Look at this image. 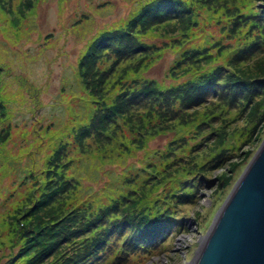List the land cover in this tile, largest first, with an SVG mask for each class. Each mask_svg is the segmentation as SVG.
Wrapping results in <instances>:
<instances>
[{
  "label": "trees",
  "instance_id": "16d2710c",
  "mask_svg": "<svg viewBox=\"0 0 264 264\" xmlns=\"http://www.w3.org/2000/svg\"><path fill=\"white\" fill-rule=\"evenodd\" d=\"M189 1L138 0L122 27L100 32L88 45L85 55L78 59L75 80L82 87L85 86L81 90V96H86L88 101L86 104V100H81L77 104L84 105L83 111L88 115V121L85 117L78 133L72 130L79 140L75 138L74 146L73 143H68L67 148H74L82 153L92 143L102 140L110 142L111 148L100 156L107 159L111 152L110 158H117L116 180L111 179L112 188L106 186L99 192L87 193L85 188H79L77 198L74 195L76 190L72 191V199L61 204V199L72 190L67 185H75L72 178L63 175L65 173L61 168L66 169L67 165L71 168L73 160L60 164L53 159V164L57 161L58 165L47 172L48 182L41 187L43 202L39 203L33 195L19 205L15 216L9 214L6 217L8 221L3 220L6 223L4 232L11 227L10 237H5L10 247L6 254L10 257L5 264H37L49 257L53 260L52 264H114L111 257L115 255V244L109 249L111 255L109 253L101 257V254H106L102 251L107 250L110 240L115 241L117 233L121 236L123 232L121 241L117 242L122 246L120 251L125 253V247L138 245L142 248L141 246L161 240L172 226L178 225L180 229L184 218L183 208L196 202L197 186L206 187L210 180L205 177L204 168L190 169L188 161L183 164L180 160L183 153H178L180 146L181 150H187L182 148L188 144L191 135L190 141L194 142L190 148H194V153L197 152L201 146V139H198L201 134L198 127L200 124L188 121L186 130L179 131L167 128L166 123L181 120L186 122L185 114L189 115L214 101L232 107L237 102L251 106L257 97H264V11L243 15L242 22L238 23V19H241L240 9L233 6L227 10L237 20L229 18L225 22L220 18L217 21L219 25H210L213 28L219 27L220 35L216 36L214 44V48L218 47V50L227 47L223 38H229L238 25H248L250 31H236L238 35L246 34L243 38H248V42L234 49L235 55H231V61L214 62L212 56L200 60V51H210L208 46H204L207 41L197 47V43L192 42L198 34L194 35L193 40H188L187 46L182 47L175 37L165 44L167 48H174L172 67L165 76L168 78L169 74L172 75L170 79L173 81H160L146 76L145 72L157 61V54L162 53L163 48L159 49L161 44H152L147 40L151 29L166 25L172 19L178 20V16H172L173 14L190 13ZM0 5L7 6L4 1H0ZM256 6L252 9H257ZM190 16L196 15L192 12ZM231 21L233 23L229 24ZM137 25H141L139 29ZM221 32L224 33L222 37ZM230 46L234 47V41ZM258 57L263 58L260 63L252 62V67L249 64L247 67H238L235 73L226 67L228 64V67L232 65L234 68L239 61L245 63L248 59ZM125 63L134 64L122 70ZM173 67L174 70H171ZM2 88L0 79V137L6 131L7 110L9 112ZM231 88H239V91L235 92ZM239 96H243V102ZM262 105L261 115L257 118L259 122H264V103ZM259 107L260 105L255 107L256 113ZM145 115L149 117L146 118ZM134 116L140 118L137 126L141 129L130 128L128 118ZM189 116L188 118H192ZM149 126L162 129L159 132L154 130L149 136ZM144 128H147L146 133ZM112 129L115 130V136L110 133ZM118 133L122 134L121 141L117 140ZM164 135H171L166 147L147 154L144 147L148 140ZM210 136L211 134L206 138ZM2 142L0 138V143ZM137 144L140 147L137 148ZM130 150L131 153H128ZM232 150L231 147L219 149L212 164L215 165L214 161H217V165L222 166L231 160ZM140 151L144 152V158L139 163L133 162L131 157L134 158L135 153ZM123 153L128 155L122 158ZM56 156L61 160L60 153ZM83 159L80 157L79 162ZM51 161L52 159L49 160L50 164ZM118 167H122L121 171ZM53 178L56 179L52 180ZM40 184L42 183H37V178H33L30 186L39 187ZM57 190H60L58 194ZM51 204H55L51 211L30 217V212L38 209L39 205L43 207ZM29 208L31 209L28 210ZM115 225L119 231L115 230ZM129 231L132 233L131 237Z\"/></svg>",
  "mask_w": 264,
  "mask_h": 264
},
{
  "label": "rangeland",
  "instance_id": "374dc122",
  "mask_svg": "<svg viewBox=\"0 0 264 264\" xmlns=\"http://www.w3.org/2000/svg\"><path fill=\"white\" fill-rule=\"evenodd\" d=\"M0 1H4L7 5L6 7L0 5V79L3 84L1 91L5 94V103L9 107L6 116L7 128L6 131L3 130L5 133L1 131L4 135L0 137L3 141L0 143V264H5L10 257L6 256L10 251L6 238L7 235L10 237L11 227L4 232L6 223L3 220L7 222L6 217L9 214L15 216L19 205L33 195L39 203L43 202L41 187L43 183L48 182L47 172L57 167V161L66 164L68 162L65 161L73 160L71 168L68 165L66 169L61 168L65 173L63 175L72 178L74 180L72 183H75V185L71 183L67 185V188L70 187L72 190L61 199V204L72 199L70 197L72 191L76 190L74 195L77 198L76 193H79V188H85L87 193L99 192L106 186L112 188L111 179L116 180L115 164L118 160L115 157L110 158L111 152L107 159L100 156L111 148L110 142L102 140L92 143L90 148L86 147L88 149L82 152L83 154L74 148L72 150L67 148L68 143H73L74 146L75 138L79 140L72 130L78 133L81 123L85 117L86 120L88 118L83 111L84 105L77 104L81 100H86V96H81V90L82 88L84 90L85 86L82 87L77 83L75 71L78 59L85 55L91 41L100 32L122 27L124 21L131 16L138 0ZM189 2L190 13L173 14L172 16H178V20L172 19L166 25L154 26L151 29L147 40L152 44H161L159 49L163 48L162 53L157 54V61L145 72L147 77L160 81L172 80L170 79L172 75L169 74L168 78L165 76L172 67L174 48H167L165 44L175 37L182 47L187 46L188 40H193L194 35L198 34L192 42L197 43L195 45L197 47L198 44L207 41L204 46H208L210 51H200V60L212 56L214 62L231 61V55H235L234 49L248 42V38H243L246 34L238 35L236 31L243 29L248 32L250 31L248 25L246 23L238 25L229 38H223L227 47L219 50L218 47L214 48L216 36L220 35L219 27L213 28V26L219 25L217 21L220 18L225 22L229 18L236 19L227 10L233 6L240 9L238 10L240 18L250 12L264 11L263 0H190ZM249 4L251 5L246 7ZM253 6L257 9H252ZM192 12L196 16H190ZM242 20V18L238 19V23ZM232 23L233 21L229 22ZM140 26L137 25V28ZM223 34L221 32V37ZM233 41L234 47H231ZM262 59L261 57L248 59L249 61L245 63L239 61L237 67L233 68L232 65L228 67V64L226 67L235 73L238 67H247L248 64L252 67V62L260 63ZM133 64L125 63L122 70ZM213 65L217 64L213 63ZM171 70H174V67ZM231 90L237 92L239 88H231ZM239 98L243 102V96ZM87 101L88 98L86 104ZM263 103V96L257 97L251 106L237 102L235 107H232L214 101L209 106H202L199 110L190 112L191 116L185 114L186 122L181 120L172 124L166 123L167 128L179 131L186 130L188 121H193L195 125L200 124L198 127L201 129V134L198 139H201V146L197 152L194 153V148H190L194 142L190 141L191 135L188 144L182 148L187 150H181L180 146L178 153L180 155L181 152L183 153L180 160L183 164L188 161L190 169L204 168L206 170L204 175L210 181L206 187L198 185L195 191L196 202L183 208L184 218L180 229L178 225L172 226L173 228L165 233L161 240L141 246L142 248L138 245L125 247L127 249L125 253L120 251L122 246L117 242L121 241L123 232L121 236L117 233L115 241H109L107 250L102 251L106 254L102 253L101 257L109 253L111 255L109 249L115 244V255L111 257L114 264H188L200 249V246L194 244H200L205 230L210 229L222 204L264 141V122L257 120L258 115L259 117L261 115ZM258 105L260 107L256 113L255 107ZM145 117L149 116L145 115ZM128 120L130 128L141 129L137 126L140 124V118L134 116ZM156 127L149 126V136L154 130L161 131L162 128ZM144 129L146 133L147 128ZM110 133L115 136V130H110ZM119 133L117 140L121 141L122 134ZM209 134L211 136L206 138ZM170 139L171 135L159 136L152 141L149 139L144 148L147 154H152L153 151L165 148ZM136 147L140 145L137 144ZM222 147L225 149L231 147L233 150L230 156L233 155V158L231 157V160L222 166L217 165L219 164L217 161H214L215 165H213L212 159ZM131 150L128 153H131ZM143 151L136 152L134 158L131 157L132 161L139 163L144 158ZM57 153L62 155L61 160L56 156ZM128 153H123L122 158ZM80 157L84 158L81 162H79ZM50 159H52L51 164ZM53 159L57 160L55 164ZM117 169L121 171L122 167ZM33 178H37V183L42 184L39 187L30 186ZM59 191L57 190V194ZM54 205L43 207L39 205L38 209L30 212V217L51 211ZM115 230L119 231L116 225ZM128 233L131 237L132 233L130 231ZM52 263L53 260L49 257L37 264Z\"/></svg>",
  "mask_w": 264,
  "mask_h": 264
},
{
  "label": "water",
  "instance_id": "95a60500",
  "mask_svg": "<svg viewBox=\"0 0 264 264\" xmlns=\"http://www.w3.org/2000/svg\"><path fill=\"white\" fill-rule=\"evenodd\" d=\"M188 264H264V141Z\"/></svg>",
  "mask_w": 264,
  "mask_h": 264
}]
</instances>
